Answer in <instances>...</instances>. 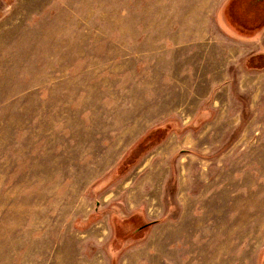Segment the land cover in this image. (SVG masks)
Instances as JSON below:
<instances>
[{
  "label": "rangeland",
  "instance_id": "obj_1",
  "mask_svg": "<svg viewBox=\"0 0 264 264\" xmlns=\"http://www.w3.org/2000/svg\"><path fill=\"white\" fill-rule=\"evenodd\" d=\"M0 264H264V0H0Z\"/></svg>",
  "mask_w": 264,
  "mask_h": 264
},
{
  "label": "trees",
  "instance_id": "obj_2",
  "mask_svg": "<svg viewBox=\"0 0 264 264\" xmlns=\"http://www.w3.org/2000/svg\"><path fill=\"white\" fill-rule=\"evenodd\" d=\"M151 223H153V222H151Z\"/></svg>",
  "mask_w": 264,
  "mask_h": 264
}]
</instances>
